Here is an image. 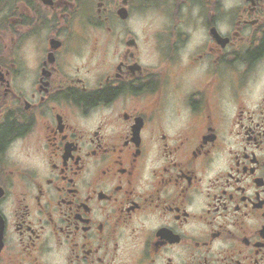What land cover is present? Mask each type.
Listing matches in <instances>:
<instances>
[{
  "label": "flooded vegetation",
  "instance_id": "1",
  "mask_svg": "<svg viewBox=\"0 0 264 264\" xmlns=\"http://www.w3.org/2000/svg\"><path fill=\"white\" fill-rule=\"evenodd\" d=\"M0 264H264V0H0Z\"/></svg>",
  "mask_w": 264,
  "mask_h": 264
}]
</instances>
